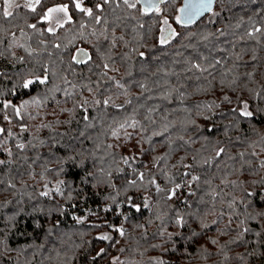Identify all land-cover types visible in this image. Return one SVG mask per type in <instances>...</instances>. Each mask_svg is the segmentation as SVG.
<instances>
[{"label": "trees", "instance_id": "16d2710c", "mask_svg": "<svg viewBox=\"0 0 264 264\" xmlns=\"http://www.w3.org/2000/svg\"><path fill=\"white\" fill-rule=\"evenodd\" d=\"M181 1L82 0L92 15L54 32L46 7L0 32V75L46 54L0 98V264H264V0H215L186 26Z\"/></svg>", "mask_w": 264, "mask_h": 264}, {"label": "rangeland", "instance_id": "374dc122", "mask_svg": "<svg viewBox=\"0 0 264 264\" xmlns=\"http://www.w3.org/2000/svg\"><path fill=\"white\" fill-rule=\"evenodd\" d=\"M50 0H40L39 3H32L35 6V11H29L25 7L17 8L18 3L16 0H13V6L9 9L12 12V15L5 18L0 16V32H7L12 34L17 29H22L25 27L27 21L36 17L43 8L46 9L54 8L61 5L68 6V14L67 16L64 13H54L52 18L49 21V28H55L57 21L59 23L63 22L65 19L73 18L76 21H82L83 12L78 10L75 7L73 0H60L58 4L51 3ZM30 3V2H28ZM62 3V4H60ZM81 7L86 8L85 5L81 4ZM61 57L63 60V69L64 71H68L71 67L75 66L71 58L69 57V50H64L61 52ZM27 65L16 72H9L0 75V98L8 97L9 93L17 86L22 83L29 81L35 77H41L43 75V65L44 60L46 58V54L39 57L34 56H26ZM86 67L91 75L98 76L99 71L102 69V64L99 62L95 54L93 53L92 58L88 60L86 63ZM2 109L0 106V117L2 116ZM81 243L84 247V254L89 253L92 250V246H90L89 241L85 240L83 237H80ZM73 264H90L80 257Z\"/></svg>", "mask_w": 264, "mask_h": 264}, {"label": "snow or ice", "instance_id": "6c2138e0", "mask_svg": "<svg viewBox=\"0 0 264 264\" xmlns=\"http://www.w3.org/2000/svg\"><path fill=\"white\" fill-rule=\"evenodd\" d=\"M35 2L39 3L40 0H35ZM73 2L75 3V7L78 10L84 12L88 16L92 15V10L90 8L81 7L80 0H73ZM109 2H110V0H103L104 4H107ZM3 3H4L3 16L5 18H7V17L12 15V12L9 9L13 6V0H3ZM123 3L129 9H135L138 4H141L142 5V7L140 9L141 13L144 15H147L149 12H153V11L156 13H159L161 11L159 5L165 3V0H123ZM212 3H213V0H195V2H193V0H185L184 6L177 10L180 13V15L176 16L177 23L183 24L185 26L190 24V23H193L196 17H198L199 15H202L206 11H211ZM26 6L29 7L30 10L35 11V6L32 3H28ZM96 7L98 9L102 8L101 4H97ZM54 13H64V15L67 16L68 6L67 5H61V6H57L54 8H50L44 14L42 19L45 21H48L52 18ZM96 20H97V22H99L100 17H96ZM161 23H162V25L167 26V27H161V29H160V32H161L160 43L165 44L169 41V39L171 37H174L176 35V33L170 29V25H168L167 19H164L163 21H161ZM57 26L62 27L63 25L60 24L59 21H57ZM29 27L35 28L36 25L32 24V25H29ZM48 31L54 32V29L49 28ZM254 31L260 32L261 29L255 28ZM248 35L252 36L253 32L250 31L248 33ZM58 46L59 45H57V47ZM80 51H81L82 55H86V53H83L82 50H80ZM73 60H77V57L74 56ZM77 62H82V61H77ZM107 67H108V65L105 64V68H107ZM194 67L198 68L199 65H194ZM45 80H46V77H45V79L40 80V83H44ZM31 83H32V81L25 82L24 87L27 88L29 86V84H31ZM225 99H227V97H225ZM85 103H87V101H85ZM96 103L98 104L99 101H96ZM104 103L107 104L108 101L105 100ZM8 106L9 105H5V107H8ZM246 109H247V105H245V109L243 111H241V115L251 116L252 113L248 112ZM17 114H19V109H17ZM5 119H8V118L5 117ZM131 126L135 127L136 125L133 124ZM2 131H3V129H0V132H2ZM113 135H115V133H113ZM20 147H23V145H20ZM222 151H223V149L220 150V152H222ZM220 152H218L217 155H220ZM157 159H159V158H157ZM125 162H127V158L125 159ZM0 163H3V161H0ZM262 166H264V165H262ZM140 178L143 179V173H141ZM192 179L196 180L198 178L192 177ZM130 183H135V182L130 181ZM176 187L179 188L180 186L177 185ZM57 190H59V188H57ZM43 194L47 195V193H43ZM169 198H171V196ZM117 231H119L121 235L124 234L123 229H117ZM99 238L100 239H109V237H107V236H101ZM103 251L104 250L101 249V252H103ZM97 255H100V253H97ZM156 264H164V262L163 261H157Z\"/></svg>", "mask_w": 264, "mask_h": 264}, {"label": "water", "instance_id": "95a60500", "mask_svg": "<svg viewBox=\"0 0 264 264\" xmlns=\"http://www.w3.org/2000/svg\"><path fill=\"white\" fill-rule=\"evenodd\" d=\"M193 2H195V0H193ZM184 3H185V0H182L181 1V5H180V8H182L183 6H184ZM214 3H215V0H213V3H212V6H211V10L213 9V7H214ZM141 5V4H140ZM141 7H142V5H141ZM179 8V9H180ZM207 12H209V11H206V12H204L202 15H199L198 17H196L195 18V20H194V22L195 21H197L199 18H201L205 13H207ZM179 15H180V13H179ZM191 24V23H190ZM171 29V28H170ZM172 30V29H171ZM173 31V30H172ZM84 53V52H83ZM79 54H81V52L79 53ZM79 58V55H78V57H77V59ZM79 60V59H78Z\"/></svg>", "mask_w": 264, "mask_h": 264}, {"label": "flooded vegetation", "instance_id": "af4514ba", "mask_svg": "<svg viewBox=\"0 0 264 264\" xmlns=\"http://www.w3.org/2000/svg\"><path fill=\"white\" fill-rule=\"evenodd\" d=\"M18 4L26 6L28 2L35 3V0H16ZM80 3L83 4L82 0H80ZM75 4V3H74ZM84 5V4H83Z\"/></svg>", "mask_w": 264, "mask_h": 264}]
</instances>
